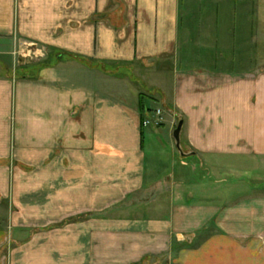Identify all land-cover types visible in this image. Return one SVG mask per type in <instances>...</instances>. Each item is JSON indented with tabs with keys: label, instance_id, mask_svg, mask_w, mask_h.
I'll use <instances>...</instances> for the list:
<instances>
[{
	"label": "crops",
	"instance_id": "obj_1",
	"mask_svg": "<svg viewBox=\"0 0 264 264\" xmlns=\"http://www.w3.org/2000/svg\"><path fill=\"white\" fill-rule=\"evenodd\" d=\"M197 1L209 37L231 23L211 10L264 9ZM183 16L182 0H0V264H264V54L233 69ZM169 103L180 147L148 123Z\"/></svg>",
	"mask_w": 264,
	"mask_h": 264
},
{
	"label": "rangeland",
	"instance_id": "obj_2",
	"mask_svg": "<svg viewBox=\"0 0 264 264\" xmlns=\"http://www.w3.org/2000/svg\"><path fill=\"white\" fill-rule=\"evenodd\" d=\"M203 1H207V0H203ZM196 2L198 1L197 0H182V7H183V14H184L183 20L187 22V18H189L191 22L189 27L187 24L184 27L183 35L185 39L191 37L190 35L193 34V29H194L197 35H199L201 42L203 40H206L205 43H200V45L202 44L210 45L211 44L215 46L216 51H220V52L224 50L228 51L230 56L226 58V61H227V64H229L231 68L234 69L239 66L253 67L251 65L252 64L251 57L246 58V59L240 58V57L242 54L244 55L247 52L248 54L252 53L253 51H255V49L258 50V54L261 52H263L264 54V9L262 10H243L239 8H233V9L224 10L222 8L220 10H216V13L213 10H211L209 14V10L206 8V5H204L205 9L204 10L201 9V11H199V13L201 14V19L204 21L208 19L207 14H209L212 19H213L212 16L216 17V19L218 18L223 19L222 16L226 18L227 17L229 18L230 16L231 18L230 24L228 25L226 24L224 26H218L217 32L215 29L212 30V33L210 32L211 34L209 37L208 26L196 27L192 25L191 17H188L190 15L192 16L195 13H197V7L199 5L196 4ZM213 12H214V15H213ZM259 25L261 26L260 28H259ZM257 30H258V33H257ZM256 33L257 35H259V39H261L262 41L255 43L252 41V38L256 35ZM215 38H216V41H213V39ZM249 38H251L252 42L249 41L250 40ZM34 51L37 52V49H34ZM31 55H34V54H31ZM35 56L36 55H34V58L35 60H37ZM28 58H30V56H28ZM38 58H40L41 60L47 59L45 60V63L49 60V58H43L40 55L38 56ZM223 59L224 58L222 56H221V59H219V62L222 64H224ZM258 59H260L261 61H258L259 63L257 64V66L262 68L264 71V56H263V59L262 58H258ZM149 112H150L152 119H154L155 121V112L153 110H150ZM169 113L172 114V116L174 117V122L172 125H171V122H169V120H165L164 122V119L167 118L166 116ZM157 114L158 115L160 114L159 111ZM161 115H162L161 116L162 118L160 120L157 121L156 119V121L154 122L152 121V119H150L148 123L149 125L154 126V128L158 130H165L166 132H169V133L172 130V128L177 127L180 118L183 117V113L175 109L172 104L162 109ZM147 124L146 122L144 123L145 126Z\"/></svg>",
	"mask_w": 264,
	"mask_h": 264
},
{
	"label": "water",
	"instance_id": "obj_3",
	"mask_svg": "<svg viewBox=\"0 0 264 264\" xmlns=\"http://www.w3.org/2000/svg\"><path fill=\"white\" fill-rule=\"evenodd\" d=\"M182 127H183V120L181 119L173 132V137L176 140L178 147H180V140H181L180 135H181Z\"/></svg>",
	"mask_w": 264,
	"mask_h": 264
},
{
	"label": "trees",
	"instance_id": "obj_4",
	"mask_svg": "<svg viewBox=\"0 0 264 264\" xmlns=\"http://www.w3.org/2000/svg\"><path fill=\"white\" fill-rule=\"evenodd\" d=\"M141 108L146 110L145 103H144V97L141 98Z\"/></svg>",
	"mask_w": 264,
	"mask_h": 264
},
{
	"label": "built area",
	"instance_id": "obj_5",
	"mask_svg": "<svg viewBox=\"0 0 264 264\" xmlns=\"http://www.w3.org/2000/svg\"><path fill=\"white\" fill-rule=\"evenodd\" d=\"M159 113H160V111H159ZM146 124H147V122H146Z\"/></svg>",
	"mask_w": 264,
	"mask_h": 264
}]
</instances>
